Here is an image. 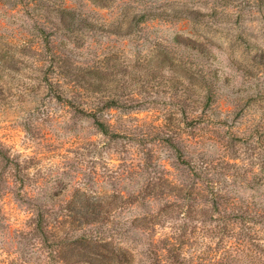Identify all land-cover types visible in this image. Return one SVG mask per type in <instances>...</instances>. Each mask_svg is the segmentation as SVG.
Here are the masks:
<instances>
[{
  "label": "rangeland",
  "instance_id": "1",
  "mask_svg": "<svg viewBox=\"0 0 264 264\" xmlns=\"http://www.w3.org/2000/svg\"><path fill=\"white\" fill-rule=\"evenodd\" d=\"M109 1L0 0V264L48 261L17 230L30 195L51 198L52 213L98 196L95 209L120 221L175 199L155 238H177L185 264L246 261L236 236L260 237L263 261L264 220L236 216L264 211V0ZM173 7L203 13L183 19ZM124 9L167 12L144 15L129 36L106 30ZM90 69L105 107L82 80ZM95 107L107 133L86 114ZM165 178L192 184L193 198L145 190Z\"/></svg>",
  "mask_w": 264,
  "mask_h": 264
},
{
  "label": "trees",
  "instance_id": "2",
  "mask_svg": "<svg viewBox=\"0 0 264 264\" xmlns=\"http://www.w3.org/2000/svg\"><path fill=\"white\" fill-rule=\"evenodd\" d=\"M108 1L98 0L99 6L107 5ZM34 4L36 8H43L44 6V3L37 1ZM147 10L149 9L141 12L136 9H124L118 24L106 28V30L116 35L129 36L136 30L137 24L143 19L144 15L166 14L167 12L164 10L159 13H148ZM171 10L174 16L179 14L180 17L181 13H184L183 19H193L203 13L200 10H190L188 7H173ZM67 14L69 16L73 15L72 13ZM44 15L49 17V11L44 10ZM74 18V16L73 18L67 17L64 10L60 12V20L68 30L74 28ZM88 73L90 77L83 76L82 80L96 86V91L99 93L96 96V104L98 105L99 101L104 107L109 105L111 101H108L107 97L109 96L103 92L105 88L99 87L101 83H96L90 79L98 76L97 70L90 69ZM97 113H102L100 107L98 109L95 107L93 111L86 112L87 115L93 117L98 129L107 133L106 125L96 116ZM201 167L202 165L198 166L197 163L192 165L195 174H198L197 169H201ZM197 176L200 177V175ZM162 182L160 184L151 182L146 185L145 190L151 195L156 194L157 188L161 185L164 188L162 193L166 198L172 195L193 198L192 184L173 181L168 178H165ZM19 186L22 189L24 184ZM20 192H17L18 199L22 198ZM130 193L127 197L128 202L133 203L134 198L130 197ZM83 197L79 196L76 199L69 200L67 213H52L49 211L47 206L54 204L51 198H49V201L34 199L32 195L28 198L30 207H28L27 218L22 222V227L17 230L21 234H30L33 239L48 248V261L46 264H185L181 257L180 244L176 243L177 238L174 241H168L167 239L166 247L160 246L159 240L155 238L160 220L164 217H171L170 210L174 208L172 204H174L173 200L175 199L169 201V198H167L166 208L162 206L155 207L153 210L146 209L120 221L115 215L95 209L96 206L101 204L98 196ZM152 197L154 196L152 195ZM183 206L181 207L183 211L180 214L189 216L194 208L193 205L184 204ZM254 212L256 213L254 215L242 213L236 217L242 220L249 218L254 223L264 220L263 210ZM185 224L182 223L179 226L180 231L183 232L182 227ZM259 229L264 233L263 226H260ZM236 238L232 248L234 254L239 253L243 259L245 254L250 253L251 257L246 261H232L225 264H264V260L262 261L260 255L254 250L260 245V237L236 236ZM164 258L171 260L166 263V261H163Z\"/></svg>",
  "mask_w": 264,
  "mask_h": 264
}]
</instances>
